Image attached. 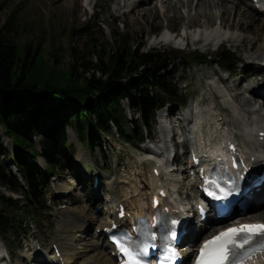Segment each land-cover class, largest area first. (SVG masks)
Returning <instances> with one entry per match:
<instances>
[{
	"label": "rangeland",
	"instance_id": "obj_1",
	"mask_svg": "<svg viewBox=\"0 0 264 264\" xmlns=\"http://www.w3.org/2000/svg\"><path fill=\"white\" fill-rule=\"evenodd\" d=\"M195 1L0 0L4 4L1 13L4 24L12 14H15L14 30L9 34L12 41L19 46L31 45L33 52L39 47V51L44 52L42 60L48 63L50 61L55 64L49 53L56 50L59 56L57 70L64 72L69 70L73 63L71 55L73 51L79 58H84L88 62L96 61L93 46L97 47V50L110 51L114 47L112 45L115 36H122L126 38L129 46L141 53L167 50L171 55L169 60L174 65L172 71L174 84L183 94L190 97L186 109L169 106L174 111L173 117L166 118L161 117V113L156 114L153 137L148 139L147 133L143 132V138L146 140L144 145L137 141L140 138L139 132L132 137L128 131L121 134L114 128L110 136L103 137L93 148L81 141L79 135L68 127L67 135L73 147L70 163L48 183V190L51 193L47 206L51 207L52 213L43 216L44 225L36 235L31 233V237L25 240L24 237L18 236L19 238L11 245L14 250L13 264H35L34 255L28 252V249L34 250V253L35 251L39 253L40 250L37 248L38 245L33 244V239L37 238L42 245L51 250V243L58 234L68 227L72 217L82 214V211H87L88 215L90 212L92 215L93 208L96 207L102 213L98 214V220L105 221L103 207L111 196L121 197L128 194L131 205L133 200L136 204L143 200L150 204L151 195L160 183V180L153 176V169L159 166L163 173L166 162L164 156L168 153L172 160L176 146L183 161L189 159L187 153H182L183 148L185 151L190 148L208 153L210 144L220 145L222 141H227V136H236L244 151L250 149L251 153L262 156L251 128L255 123L251 112L260 108L254 105L256 101L249 89L263 87L264 75L261 78L245 76L252 67H255L252 72L255 75L264 67V16L257 14L251 6L247 16H244L245 19L241 21L242 24L245 23L247 29L245 27L242 28L243 31L230 29V26H238L235 20H240L234 15V10L227 13L211 7L213 3L200 9L196 5L198 0ZM170 6L175 9H170ZM210 22L213 26L209 25ZM170 31L176 32L178 36L170 34ZM162 37H171L175 43L161 44ZM222 50L237 55L244 62L231 73L234 75L231 79L229 74L220 73L217 66L193 67L187 64L181 55L173 53L198 51L205 56H215ZM96 77L101 76L97 74ZM57 102L46 105H54ZM123 110L129 121H141V114L130 109L127 102L123 103ZM254 117L262 119L264 116ZM186 119H192L188 137L181 128ZM163 134L173 135L174 138L165 140ZM0 139L6 151L12 154V141L5 136L1 126ZM34 142L37 153L41 154V139L37 138ZM1 158L7 171L20 181L11 157ZM38 163L43 168L47 167L41 158L38 159ZM81 165L87 167L92 175L100 177L102 184L98 194L91 188L92 186L83 183L82 186L79 185ZM161 181L171 189V195L185 209H188L192 205V200L197 198L196 192L190 189V180L176 169L173 173L166 170ZM0 190L7 198L23 200L20 194H13L5 188ZM180 192H183L181 197ZM20 207L26 209L25 204ZM263 211L264 203H256L249 212V217ZM91 217L87 218L95 221ZM88 223L89 221H86V224ZM97 224L98 221L91 228L88 235L90 237L84 245L80 247L76 245L80 252L75 259L76 264H88L91 261L94 264V258H98L99 264H108L109 254L95 241H89ZM24 232L25 230L20 234ZM4 251L3 241H0V258L6 256ZM0 264L6 262L0 261Z\"/></svg>",
	"mask_w": 264,
	"mask_h": 264
},
{
	"label": "trees",
	"instance_id": "obj_2",
	"mask_svg": "<svg viewBox=\"0 0 264 264\" xmlns=\"http://www.w3.org/2000/svg\"><path fill=\"white\" fill-rule=\"evenodd\" d=\"M3 9L0 2V126L12 140L13 153L6 151L0 139V188L24 197L13 200L0 190V231L12 238L21 225L37 222L48 210L49 179L71 160L68 127L93 148L114 128L121 134L128 131L132 137L139 132L137 141L141 144L145 141L143 132L153 136L157 111L167 104L185 106L189 97L174 84V65L167 50L141 53L116 35L110 51L93 46L96 61L88 62L73 51L69 70L59 71L56 50L49 53L55 64L48 63L42 60L44 52L39 47L33 52L31 45L19 46L12 41L9 34L14 30L15 14L4 24ZM173 53L191 66H204L213 60L198 51ZM236 57L223 50L216 61L233 70ZM54 101L58 102L46 105ZM125 102L141 114L140 122L128 120ZM37 138L41 139L40 155L35 149ZM1 156L11 157L25 188L7 171ZM39 158L46 162L45 169L38 165ZM22 204L26 209L20 207Z\"/></svg>",
	"mask_w": 264,
	"mask_h": 264
},
{
	"label": "bare ground",
	"instance_id": "obj_3",
	"mask_svg": "<svg viewBox=\"0 0 264 264\" xmlns=\"http://www.w3.org/2000/svg\"><path fill=\"white\" fill-rule=\"evenodd\" d=\"M210 1H212V2H210ZM212 3H213V5H210L211 7L214 6L215 8L222 9V10H224L227 13L230 10H234V15H236L237 18L240 19V20H235L237 22L238 26H235V25L234 26H230V29H238V30H241V31H243L242 28H244V27H245V29H247V26H245V23L242 24V22L245 19L244 16H247V14H248L247 11L249 9H251V4L249 3L248 0H198L196 5H197V7H199L201 9V8H206L207 4H212ZM229 5H232V6L229 7ZM171 8H172V10L175 9V8H173V6H170V9ZM224 11H222V12H224ZM223 19L226 20L225 17ZM201 25H203V24H201ZM209 25L211 26L212 22H210ZM222 25H223V22H222ZM199 27H200V25H199ZM160 42H161V44L165 43L166 45L167 44L171 45V44L175 43L174 40L171 39V37L170 38L169 37H165V38L162 37V38H160ZM254 68L252 67L249 70V74H247V75L248 76H253V77H256V78H261L264 75V69L255 75V74H252ZM260 89H261V91H260ZM249 90L253 93L252 96H253V99L256 101L255 104L257 106H259L264 111V102H263V100H264V87H260L259 86L258 89L257 88L256 89L255 88H251ZM211 147H212V149L215 147L217 151H220V152L223 151V148L220 147L219 144H216L215 146L210 144V148ZM217 153L219 155H221L219 152H217ZM128 197H129L128 194H126L125 196L121 195V197H119L118 195H117V197H112L109 200V202L107 203V208L109 209L110 206L118 205L119 203H125V204L127 203L126 205L128 206V212L141 210V209L143 210L144 208L146 209L147 206L145 204L137 203V204H139V205H137L135 203V200H133L132 205H129V198ZM94 209L95 208H93L92 215H90V212H89V215H88V214H86L87 211H85V212L82 211V214H78V215H75L74 217H72L71 221L68 224V227H66L64 230H62L60 232L59 240L56 241V244L59 246V248L61 249V251L63 253V257H64L63 261L65 262V264H74L76 262L75 259L80 254V252H78L79 249H77V247L83 246L84 242H86L87 238L90 237V236L87 235L88 234V231H87L88 227H87L86 221H89V223L91 222V224L92 223L96 224V221H98V223H100V226L98 224H97L98 226H96L98 228L99 227H101V228L108 227V224L106 222H101V221L98 220V218H99L98 216L99 215L98 216L94 215ZM148 211H152V203H151V206L148 208ZM87 217L94 218L95 221H91ZM250 218L254 219V220L256 219V220H263L264 221V211L263 212H259L257 214H254V216H251ZM81 230H85L84 232H86V233L80 232ZM76 237H78V238H76ZM90 240L92 241V238L89 239V241ZM76 245H77V247H76ZM106 247H107L106 244H104L102 246V249L105 250ZM108 260L110 262V263L108 262V264H116L115 260L111 256L109 257ZM92 262L93 261H91L88 264H92ZM94 264H99L98 258H94Z\"/></svg>",
	"mask_w": 264,
	"mask_h": 264
},
{
	"label": "snow or ice",
	"instance_id": "obj_4",
	"mask_svg": "<svg viewBox=\"0 0 264 264\" xmlns=\"http://www.w3.org/2000/svg\"><path fill=\"white\" fill-rule=\"evenodd\" d=\"M215 183V181H213ZM219 187V185H217ZM224 191V189H220ZM172 225L178 224L177 220L171 221ZM172 238L176 237L175 230L171 231ZM155 239V236L152 237ZM120 250L127 254L135 261V264H140L135 260L133 253L119 240L116 241ZM255 244L260 251H264V224H246L239 227H234L221 232L217 236L204 242L201 248L200 258L197 264H244L245 257L242 255L246 246L251 250V246ZM150 246L144 244L142 254L146 255ZM177 253L173 250L172 256ZM171 259V257H170Z\"/></svg>",
	"mask_w": 264,
	"mask_h": 264
}]
</instances>
